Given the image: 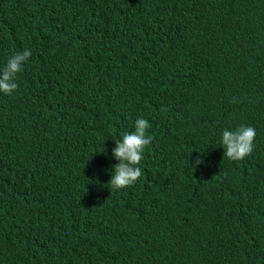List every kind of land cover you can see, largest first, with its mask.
I'll return each mask as SVG.
<instances>
[{"label": "trees", "instance_id": "obj_1", "mask_svg": "<svg viewBox=\"0 0 264 264\" xmlns=\"http://www.w3.org/2000/svg\"><path fill=\"white\" fill-rule=\"evenodd\" d=\"M26 49L0 92V264H264V0H0V69ZM140 118L142 176L111 190Z\"/></svg>", "mask_w": 264, "mask_h": 264}, {"label": "clouds", "instance_id": "obj_2", "mask_svg": "<svg viewBox=\"0 0 264 264\" xmlns=\"http://www.w3.org/2000/svg\"><path fill=\"white\" fill-rule=\"evenodd\" d=\"M30 56L31 51L26 49L21 53H15L8 59L3 69H0V92L10 96L18 89L15 77L23 71V65ZM150 127L148 120L140 118L135 122L134 131L124 132L122 139H116L113 155L119 163L113 166L114 174L108 182L111 190L133 186L142 176L139 165L143 160L145 148L152 141V137L147 135ZM255 138L256 131L251 126L241 125L235 131L225 129L221 139V145L225 149L224 156L233 161L243 160L254 151ZM202 163L204 161L197 157L195 165Z\"/></svg>", "mask_w": 264, "mask_h": 264}]
</instances>
